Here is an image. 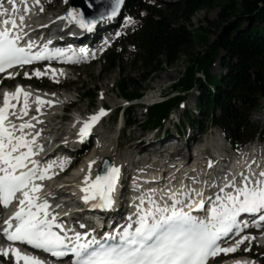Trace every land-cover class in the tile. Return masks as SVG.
Returning a JSON list of instances; mask_svg holds the SVG:
<instances>
[{
	"label": "snow or ice",
	"instance_id": "6c2138e0",
	"mask_svg": "<svg viewBox=\"0 0 264 264\" xmlns=\"http://www.w3.org/2000/svg\"><path fill=\"white\" fill-rule=\"evenodd\" d=\"M15 2L13 0L11 5L13 11ZM36 2L39 3V0ZM121 3L122 0H115L108 12L110 17L117 15ZM28 10L27 7L24 8L25 12ZM40 10L43 11L42 8ZM0 15H8V10L3 8L2 3ZM64 18L75 20L80 28L88 31L97 23L95 19L86 20L82 11L74 12L73 9H69ZM103 18L102 13L100 19ZM127 19L131 22V17ZM24 21L25 16L21 15L19 21L10 17L0 22L3 25L0 27V72L12 69L13 66L30 64L46 56L62 54L61 49H49L47 45L33 51L35 45L31 39L21 46L27 36ZM44 74L39 70L35 72L36 76ZM8 75L12 76L13 73L8 72ZM24 75L29 74L25 72ZM21 94L23 105L18 115L15 109ZM30 95L21 86H17L14 92L4 93L3 105L0 106V204L8 206L14 199L18 200L17 211L4 221L5 227L2 229L8 241L30 245L57 258L71 253L70 264H206L210 257L222 252H233L241 243L250 239L241 236L233 246L221 247L223 238L248 226L246 221L239 219L242 213L259 214L258 221H253L257 226L259 222H264V170L252 173L249 168L248 175L241 173L239 177L233 175L228 179L224 187L218 189L219 194H214V199L206 198L203 191L189 189L183 193L169 192L171 203L165 201L161 204L153 199L154 193L149 190L148 206H144L145 196L142 195L140 203L135 205L136 212L129 216L123 230L115 235L104 233L98 239L92 230L88 238V230L81 233L64 229L63 224L58 222L57 215L50 212L48 200L41 193L44 185L40 182L49 178V170L53 164L49 162L42 168L40 162L32 158L40 148L36 143L40 132L32 134L25 131L35 128L30 120H23L28 115ZM13 99L17 103H11L10 100ZM36 101L37 112L41 104L51 103L43 101L39 96ZM105 114V110L100 109L97 114L84 121L79 129L81 141L90 134L92 125ZM8 116L22 122L19 125L9 122ZM93 163L95 162H89V174L83 177L81 191L84 194L81 198L92 208L111 209L115 203L120 168L112 165L90 180ZM60 167L63 168V162ZM192 192L200 197L199 202L192 198ZM206 199L211 207L205 208ZM56 207L59 208L60 205ZM194 207L195 210H205L206 214L202 217L194 215ZM80 227L85 226L81 224ZM68 231H73L71 237L68 236ZM0 252L6 257L11 252L17 264L21 260L24 264H44L39 258L23 254L11 245L0 248Z\"/></svg>",
	"mask_w": 264,
	"mask_h": 264
},
{
	"label": "trees",
	"instance_id": "16d2710c",
	"mask_svg": "<svg viewBox=\"0 0 264 264\" xmlns=\"http://www.w3.org/2000/svg\"><path fill=\"white\" fill-rule=\"evenodd\" d=\"M125 6L141 17V24L121 40L120 46L124 51L126 47L131 48L134 63H139L144 73L142 81L180 57L186 59L183 73L171 85L173 95L147 109L144 126L160 125L171 110L179 106L185 94L197 88L200 117L219 127L230 144L264 135L263 126L248 121L250 113L260 109V100H264V0H158L155 5L142 0H125ZM215 6L219 7L215 22L190 28L196 11ZM140 11L146 14L140 16ZM212 26L219 31L209 41ZM197 43L204 49L195 53L193 48ZM118 46L104 56L107 69L116 67L121 60L123 52L116 51ZM217 61L225 69L220 77L210 73ZM116 88L129 100L143 95V86L135 85L129 77L120 79ZM84 95L90 96L89 93ZM215 110L218 111L216 116ZM125 119L128 121V116ZM189 122L193 119L189 118Z\"/></svg>",
	"mask_w": 264,
	"mask_h": 264
},
{
	"label": "rangeland",
	"instance_id": "374dc122",
	"mask_svg": "<svg viewBox=\"0 0 264 264\" xmlns=\"http://www.w3.org/2000/svg\"><path fill=\"white\" fill-rule=\"evenodd\" d=\"M146 3L153 5L156 3L157 0H145ZM70 4V0H54L52 9V14L56 15L61 12H66L68 5ZM219 11V7L215 6L208 10H198L194 13V15L191 18L190 21V28L195 29L198 27H205L209 22H215L217 19V13ZM130 16L129 9H125L121 14V19L128 18ZM136 21V18H134ZM219 29L215 26H212L209 34H208V40L212 41L215 37V35L218 33ZM204 49V46L197 43L194 45V52H200ZM117 51H121V48H117ZM122 52V51H121ZM186 66V59L185 56L180 57L179 60L176 62L165 66L164 68H161L159 71H157L154 74H151L149 78L146 81H142V76L144 73L140 71L139 63H134V58L132 56V50H125L123 52V55L121 57V60L117 63L116 67L107 69L106 64L104 63L103 58H99V60L93 64H84L82 66L76 67L72 69V75H70L69 79H76V82L73 86L68 87L66 91H69L71 93L70 99L75 100V98H78L79 96H83V94L89 93V97H82L79 102L73 105V108L65 118L69 120L70 115L74 111H81L80 108H82V111L84 114H94L98 111L99 106L102 104L104 107L109 108L108 113H111V108L114 105H121L123 103V100L120 98V92L116 88L117 82L122 78H131L133 83L138 86H143L142 92L143 97L148 94L158 95L159 92H165L171 90V85L178 80V78L183 73V70ZM210 73L214 77H220L225 74V69L223 67H220L218 65V61L215 62L212 67L210 68ZM24 77V76H23ZM35 80V79H34ZM51 80L49 79V82ZM31 82H25V87L30 88ZM39 84H46L48 83V79L40 80V82H37ZM146 87V88H144ZM199 90L197 88H193L188 93L185 94L184 97V103L179 107H176L169 117V120L176 119L175 117H182L184 115V120H181V126L176 128V130L180 133L185 132L187 127H192L190 130H187L188 133L193 132L197 133L196 135L198 139L202 141V145L205 147L211 146L215 142L216 136H223L224 134L222 131L214 127L210 124L209 121H206L205 118L200 117L198 118V121L200 123L201 129L199 130L198 127L192 126V123L189 122V118H191V114L194 115L196 113H199V110H197L194 99L196 96L199 95ZM90 101L93 102V105H90ZM260 105L264 106V100H260ZM196 108V112H194ZM200 114V113H199ZM218 115V111H214V116ZM118 116V113L116 114V118ZM129 118L135 120L134 125H130L124 129H119L117 124L113 122H108V124H105L103 130H101L104 133V139L100 145L106 146L111 148L108 152L111 154V158L114 162L117 160L120 162V159L127 157L129 153H134V151L137 150L138 147H140V143L138 142L135 145V148L133 145L137 140L142 138L145 134L142 131L141 125L144 123L146 115H145V109L138 110V109H132L129 112ZM248 121L251 124L255 125H264V107L263 110H254L249 116ZM69 121L65 123H61L59 125V128L61 127V131L55 130V127H58L56 125L58 122L57 120L54 121H48L45 124H50V129L53 132V136L57 137L61 135L67 130V124ZM106 123V122H104ZM167 129L168 132L172 131L175 132V128L173 125H167V121L163 122V126L160 129L162 136V131ZM63 130V131H62ZM202 131V133H201ZM153 132H150L147 134V136H151ZM164 135V134H163ZM63 138V137H62ZM133 139V140H132ZM147 139L149 138H142ZM62 139H58V141H61ZM146 140V141H147ZM151 140V139H150ZM228 139L226 138L225 147L229 148V144L227 143ZM104 142V143H103ZM138 144V145H137ZM157 145V144H156ZM137 146V147H136ZM93 145H90L88 148V152L81 156V158L78 160L79 162H83L86 160L88 156H91L93 154L94 162L101 159L98 155L97 149H93ZM203 147V146H202ZM93 149V150H92ZM207 151H211L210 149ZM92 152V153H90ZM70 154V153H69ZM144 156H148L146 154H143ZM202 155V154H201ZM87 156V157H86ZM150 157V155L148 156ZM189 157V156H188ZM97 159V160H96ZM190 159V157H189ZM95 162V163H96ZM92 164V168L96 166V164ZM119 166V165H118ZM78 167L75 166V169L72 170V172L67 173L64 175L63 178L59 179H67V177L73 173L77 172ZM82 177V176H81ZM80 177V178H81ZM64 188V187H63ZM245 248H248V244ZM252 249H254V253L257 256V260L254 261V264H256L257 261L263 260L264 257V246L259 244L258 242L252 244Z\"/></svg>",
	"mask_w": 264,
	"mask_h": 264
},
{
	"label": "bare ground",
	"instance_id": "6f19581e",
	"mask_svg": "<svg viewBox=\"0 0 264 264\" xmlns=\"http://www.w3.org/2000/svg\"><path fill=\"white\" fill-rule=\"evenodd\" d=\"M50 13V16L53 17L54 19V22H57L58 20H60L59 18V15H63L64 12H61V13H58L56 15L52 14L51 11H49ZM109 21V20H107ZM105 23V22H104ZM103 24V23H102ZM35 85V84H34ZM39 88V87H38ZM24 91H27L29 93H31V95L29 96V109H28V114H32V113H36V106H37V101H36V97L39 96L41 97V99L43 101H51V103H43L40 105V109H39V112L37 113L38 116H39V120H40V124L38 126H35V128L33 129H25V131L29 132V133H32L34 134L35 132H40V135H39V141H36V143L38 142H41V141H45L46 139V136L50 135V131L51 129L49 128L50 127V124H45L46 122L48 121H54V120H57V124L58 127H55V130H57V132L61 129V127L59 128V125L61 124L60 121H58V116H56L58 114V112L61 110V103L63 101H66L67 99L70 100V96H71V93L69 91H66V89H64L63 93L61 95H51V94H46L43 92L44 89H39V90H34L32 87L31 88H27L25 87L23 89ZM56 92V91H55ZM80 97V96H79ZM75 98V101L76 103L79 102L80 98ZM20 104L17 105V108L15 109L16 113L19 115V109L20 107L23 105V95H22V99L20 100ZM104 107L102 104L99 106V109ZM81 111H78L79 114L83 113L82 111V108H80ZM23 120H27V119H23ZM22 122V121H21ZM43 123V124H42ZM78 123V122H77ZM77 123L75 125H77ZM63 124V123H62ZM68 128V126H67ZM61 131V130H60ZM63 131V130H62ZM197 133H193V132H190L188 133L189 137H188V140L186 141V143L184 145H189V143L191 142V140L193 139H197V136L196 135ZM64 135V133L62 134ZM160 137H164L163 134L162 136ZM37 139V138H36ZM61 139V138H60ZM133 140V139H132ZM147 139H142L140 138L139 140H137L135 142V144L133 145V147L135 148V145L136 143L138 142H141L140 143V146H143V147H146V146H155L156 144H160L162 142V139H159V140H147ZM56 141V140H55ZM47 142V141H45ZM81 143V139L77 142V143ZM76 143V144H77ZM102 143V142H101ZM100 143V144H101ZM104 143V142H103ZM98 145L96 147H93V149H97L98 151V156L100 158H103V157H108L110 158V160L112 161V159L114 158H111V154L109 151V149L111 150V148L109 147H106V146H102V145ZM138 145V144H137ZM137 147V146H136ZM139 148V147H138ZM137 148V149H138ZM92 149V150H93ZM175 149V153L173 154V156H179L181 153H180V147H176L174 148ZM199 151H201V148L199 149ZM92 153V152H90ZM93 154H91V156H86V160L83 161L81 164H80V167L78 168L77 172H73L71 173L67 179L63 180L61 183L60 181H58L57 183H52L51 181L48 182V185L52 184V185H56L55 187H57V189H60L62 188L63 191L66 190V188H69V189H74L77 185H80L83 183V177L84 175L86 174H89V169H88V165H89V162L91 161H94V158L92 156ZM169 157H172V155H169ZM190 157V159H189ZM187 157V161L185 163L184 166L188 167L190 165V162L192 161V157L189 156ZM208 159V158H207ZM206 159V160H207ZM97 160V159H96ZM202 160H204V158H202ZM96 162V161H95ZM203 162V161H202ZM47 161L44 162V165L47 166ZM199 163V161H198ZM96 166L95 167H91V171H90V180L91 179H94L95 176H96V172H97V168H98V164H99V161L98 163L96 162L95 163ZM119 164V161H115V166H118ZM198 166V165H197ZM119 167V166H118ZM80 174L82 175V178H80ZM64 187V188H63ZM43 192V191H41ZM47 192V191H46ZM46 192L44 191L42 193L43 194H46ZM262 231H264V226L258 230V234H259V238L256 239V241H259L260 243L264 244V234L261 233ZM21 253H23V251H20ZM25 254V253H23ZM42 262H44V264H54L53 262H50V261H46V260H42L40 259ZM21 264H24V261L21 260L19 261ZM236 262H242V264H248L247 260L245 259H239L237 261L235 260H230L228 264H236Z\"/></svg>",
	"mask_w": 264,
	"mask_h": 264
},
{
	"label": "water",
	"instance_id": "95a60500",
	"mask_svg": "<svg viewBox=\"0 0 264 264\" xmlns=\"http://www.w3.org/2000/svg\"><path fill=\"white\" fill-rule=\"evenodd\" d=\"M114 2L115 0H71V4L68 8V11L69 9H73L74 12L82 11L84 14V18L86 20L95 19L98 23L99 20H105L108 18H112L108 15V12L110 11ZM122 7H123V0H122V3L120 4V7L117 11L116 16L119 15ZM102 13L104 14V18L100 19V16ZM109 167H110L109 159L104 158L103 162L100 165L99 174H102L104 170Z\"/></svg>",
	"mask_w": 264,
	"mask_h": 264
}]
</instances>
